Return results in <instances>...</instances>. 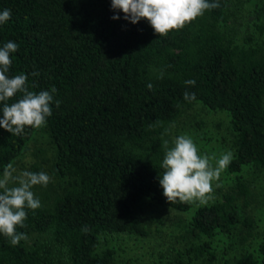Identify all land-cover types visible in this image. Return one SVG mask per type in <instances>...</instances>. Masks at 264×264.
<instances>
[{
  "label": "trees",
  "instance_id": "trees-1",
  "mask_svg": "<svg viewBox=\"0 0 264 264\" xmlns=\"http://www.w3.org/2000/svg\"><path fill=\"white\" fill-rule=\"evenodd\" d=\"M217 2L165 37L146 19L125 20L112 0H0V12L11 11L0 48L18 45L7 75H26L36 93L55 87L60 101L39 128L13 135L0 126V177L42 130L53 175L32 188L41 207L17 226L27 240L13 246L0 234V264H115L107 239L149 236L147 208L187 217L184 243L166 264H222L219 250L236 242L241 252L223 264H264V0ZM245 4L258 34L237 37ZM197 104L228 117L229 178L212 182L206 203L171 204L159 183L163 139L172 146L174 125ZM35 160L25 170L45 173Z\"/></svg>",
  "mask_w": 264,
  "mask_h": 264
},
{
  "label": "clouds",
  "instance_id": "clouds-1",
  "mask_svg": "<svg viewBox=\"0 0 264 264\" xmlns=\"http://www.w3.org/2000/svg\"><path fill=\"white\" fill-rule=\"evenodd\" d=\"M111 7L114 11H122L124 19L133 24L146 19L155 33L166 37L170 31L182 29L202 16L206 10L219 7V3L217 0H112ZM10 18L9 9L0 12V24L6 23ZM112 18L120 17L114 15ZM17 50L18 45L13 41L0 48V102H5L0 126L13 135L22 134L26 126H43L46 118L52 115L51 105L55 103L59 107L60 104L59 100H54L57 92L55 87L36 93L29 90L26 75H7L12 65L10 54ZM162 75L161 73L160 78ZM195 83V80L185 81L187 85L194 86ZM147 87L151 90L153 85L149 83ZM17 93H22V98L9 106L6 101ZM184 99L195 100V93L185 92ZM171 144L169 147V140L163 139L165 156L161 168L164 171L160 173L159 179L163 195L171 204L178 201L206 203L213 191L212 182L218 180L221 172L229 165L232 153H223L219 158L215 154L201 155L197 145L187 135L175 137ZM212 160L216 161L215 166L211 163ZM16 172V168L10 163L4 168L3 177L0 178V234L8 238L13 246L18 245L21 240H27L26 234L17 232V226H25L26 209L41 207L32 188L37 185L46 187L51 179L44 172L25 170L14 175ZM83 231L87 232L88 229L85 227Z\"/></svg>",
  "mask_w": 264,
  "mask_h": 264
},
{
  "label": "rangeland",
  "instance_id": "rangeland-1",
  "mask_svg": "<svg viewBox=\"0 0 264 264\" xmlns=\"http://www.w3.org/2000/svg\"><path fill=\"white\" fill-rule=\"evenodd\" d=\"M246 6L247 4L244 5V7ZM252 15V8L250 6L239 12V17L236 18L238 28L235 30L237 37L245 33L248 35L258 34L254 28L255 20ZM174 128L178 130L179 136L187 135L191 137L201 155L207 154L212 156L215 154L219 158L221 154L229 152L227 146L228 138L230 137L228 132V117L223 112L208 111L197 104L189 113L179 118ZM43 131H40L34 137L35 139L30 142L24 157L13 166L17 170L14 175L25 171L36 159L35 162H40L45 167V173L52 180L53 175L49 168L51 162L47 160L50 157L52 145L48 141L47 134ZM37 148H40L41 151H37ZM46 160L47 163L45 164ZM211 163L215 166L216 161L212 160ZM2 177L3 175L0 178ZM227 177L229 178L225 170H223L219 179L214 181L218 183L224 181ZM209 195L211 196V193ZM262 206L261 204L260 207ZM145 214L151 218V233L146 238L141 239L120 235L107 239L108 244L116 250L115 264H166L167 260L174 255V249L181 247L184 243L182 220L187 218L185 214L181 216L171 211L152 210L151 208H147ZM178 219L181 220V223H179ZM258 232L264 233L260 227L258 228ZM217 244L220 246V249L224 246L222 241L217 240ZM227 244L229 243L227 242L225 245ZM242 248L243 246L236 242V244H232L226 250H219V263L223 264L225 260L232 259L241 252Z\"/></svg>",
  "mask_w": 264,
  "mask_h": 264
}]
</instances>
